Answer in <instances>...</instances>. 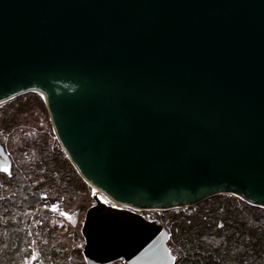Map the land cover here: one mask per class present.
Returning a JSON list of instances; mask_svg holds the SVG:
<instances>
[{
    "label": "water",
    "instance_id": "1",
    "mask_svg": "<svg viewBox=\"0 0 264 264\" xmlns=\"http://www.w3.org/2000/svg\"><path fill=\"white\" fill-rule=\"evenodd\" d=\"M28 92L92 187L87 264H175L139 210L264 208V0H0V103Z\"/></svg>",
    "mask_w": 264,
    "mask_h": 264
},
{
    "label": "trees",
    "instance_id": "2",
    "mask_svg": "<svg viewBox=\"0 0 264 264\" xmlns=\"http://www.w3.org/2000/svg\"><path fill=\"white\" fill-rule=\"evenodd\" d=\"M0 141L12 161L10 176L0 172V264H87L81 227L91 186L61 148L41 96L0 107ZM166 211L159 220L175 264H264L263 207L217 194Z\"/></svg>",
    "mask_w": 264,
    "mask_h": 264
},
{
    "label": "rangeland",
    "instance_id": "3",
    "mask_svg": "<svg viewBox=\"0 0 264 264\" xmlns=\"http://www.w3.org/2000/svg\"><path fill=\"white\" fill-rule=\"evenodd\" d=\"M39 96H41L39 93H37ZM22 95V94H21ZM32 97V98H31ZM30 97V104L37 108L38 112L41 113V106H40V103H39V100H37L36 98H33L34 96H31ZM42 97V96H41ZM15 98V97H14ZM13 99V98H12ZM11 100V99H10ZM10 100H7L5 102H2L0 103V107L3 106L5 103L9 102ZM47 109V108H46ZM48 112V111H47ZM49 115V113H48ZM49 119H50V116H49ZM51 122V120H50ZM52 125V124H51ZM53 129V128H52ZM91 190H92V187H91ZM221 194H225V195H228V196H237V195H234L232 193H221ZM217 195V194H216ZM238 197V196H237ZM209 198V197H208ZM240 198V197H239ZM241 199V198H240ZM243 200V199H242ZM94 203V200L92 199V204ZM248 203V202H247ZM191 206H194V205H191ZM188 206H183V207H176V208H171V209H166V210H170V211H174V210H185ZM166 210L164 209H144V210H139L138 212L142 213L145 217L147 218H157V219H160L162 217V215L167 212ZM84 219V218H83Z\"/></svg>",
    "mask_w": 264,
    "mask_h": 264
},
{
    "label": "bare ground",
    "instance_id": "4",
    "mask_svg": "<svg viewBox=\"0 0 264 264\" xmlns=\"http://www.w3.org/2000/svg\"><path fill=\"white\" fill-rule=\"evenodd\" d=\"M98 195H99L101 198H103V199L105 198V197H104V194H103L101 191H98Z\"/></svg>",
    "mask_w": 264,
    "mask_h": 264
},
{
    "label": "snow or ice",
    "instance_id": "5",
    "mask_svg": "<svg viewBox=\"0 0 264 264\" xmlns=\"http://www.w3.org/2000/svg\"><path fill=\"white\" fill-rule=\"evenodd\" d=\"M5 171H7V169H5Z\"/></svg>",
    "mask_w": 264,
    "mask_h": 264
}]
</instances>
